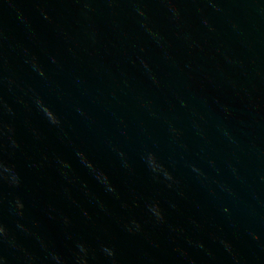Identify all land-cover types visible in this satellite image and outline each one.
I'll use <instances>...</instances> for the list:
<instances>
[{"label": "water", "instance_id": "obj_1", "mask_svg": "<svg viewBox=\"0 0 264 264\" xmlns=\"http://www.w3.org/2000/svg\"><path fill=\"white\" fill-rule=\"evenodd\" d=\"M0 264H264V0H0Z\"/></svg>", "mask_w": 264, "mask_h": 264}]
</instances>
